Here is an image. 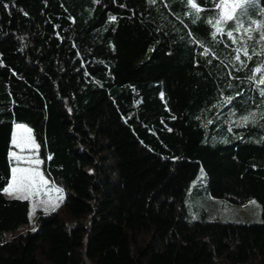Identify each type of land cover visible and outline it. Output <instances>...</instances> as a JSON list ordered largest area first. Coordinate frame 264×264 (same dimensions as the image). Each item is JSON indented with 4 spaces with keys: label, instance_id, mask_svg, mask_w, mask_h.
Segmentation results:
<instances>
[{
    "label": "trees",
    "instance_id": "obj_1",
    "mask_svg": "<svg viewBox=\"0 0 264 264\" xmlns=\"http://www.w3.org/2000/svg\"><path fill=\"white\" fill-rule=\"evenodd\" d=\"M222 2L238 0H194L199 13L181 0H0V264H264V97L250 80L264 76V11L220 25L205 56ZM108 101L127 139L98 128ZM15 123L63 190L32 226L29 199L4 194ZM200 170L209 195L255 199L261 220L188 221Z\"/></svg>",
    "mask_w": 264,
    "mask_h": 264
},
{
    "label": "rangeland",
    "instance_id": "obj_2",
    "mask_svg": "<svg viewBox=\"0 0 264 264\" xmlns=\"http://www.w3.org/2000/svg\"><path fill=\"white\" fill-rule=\"evenodd\" d=\"M96 121L98 128L101 131L108 132L112 138H128V132H130V130L126 129L123 118L119 115L115 105L111 101L104 103L97 114ZM17 125H20L21 127L18 128ZM24 129H27L28 131L25 132ZM21 137H26L32 141V143L24 146L23 151H21V145L19 143L13 144L14 139L19 142ZM11 143L13 145L10 151L12 161L11 169L13 167L37 168V170L40 171L44 178L49 182V185L54 189H60L61 192L59 194H62L63 196V190L44 173L41 163L39 165H33L28 162L30 159H39L41 161V158L38 155L37 144L33 138L30 127L24 123H15L12 130ZM133 146L136 147L137 144L131 142L127 144L125 149L129 152ZM12 153L15 155H12ZM18 157L20 159H18ZM11 178L12 171L8 183L11 181ZM8 183L4 189L8 187ZM205 189V173L203 170H200L188 185L184 198L186 206L185 218L188 221L196 218L201 211H204L208 218H218L232 221L261 220V206L259 201L251 199L244 203H234L224 197L211 196ZM4 194L7 197H14L8 195L6 192H4ZM56 195L58 194L53 193L50 198L49 196L41 193L39 196L28 198L30 201L29 215L31 219V226L33 225L34 217L39 210L47 211L49 209H53L61 202V200L56 199ZM21 198L23 197L21 196ZM49 200L51 202L47 203ZM24 229L25 228L23 227L21 230Z\"/></svg>",
    "mask_w": 264,
    "mask_h": 264
},
{
    "label": "snow or ice",
    "instance_id": "obj_3",
    "mask_svg": "<svg viewBox=\"0 0 264 264\" xmlns=\"http://www.w3.org/2000/svg\"><path fill=\"white\" fill-rule=\"evenodd\" d=\"M181 2L189 5L191 9H195L196 13H199L204 10L197 7V4L194 3V0H181ZM215 7L217 9H222L221 18L216 21V24L214 26L215 31L211 33L212 44H209L207 47H204L203 43L200 45L204 49L202 54L205 56L209 54V48H212L214 45L224 42L221 39H217V34L219 33L223 35L225 34V27L229 29L232 27L231 25H229L228 23L229 21L238 19L240 22L236 24L235 27L236 30L239 31L241 28L244 27L246 18L249 14V9H253V10L259 9L260 11H264V5H262L261 0H238L237 3H233L231 5L222 2V3H216ZM237 11L239 12V16L235 14ZM188 15L192 20V23H198L201 20V17L194 13L189 12ZM109 20L115 21L116 16H110ZM208 23L211 24L212 21L209 20ZM222 24L225 27H221L220 25ZM226 35L230 38L233 37V31L228 30L226 32ZM262 36H264V33H262ZM237 53L238 54L236 55L235 60L240 61L239 49H237ZM244 55L247 57L248 60L252 59V57L248 55L247 50H245ZM209 63H211V61H209ZM241 66L246 67L247 65L241 61ZM236 70L239 71L240 69H236ZM260 72L261 69L257 67L254 70L252 76L250 77V80L256 82V86L260 92V96L264 97V88H259V85H264V76H261L258 81L256 80V73H260ZM229 87H231V85H229ZM161 95L163 96V93H161ZM243 95H244L243 90L236 93V96H243ZM235 98L236 97L234 96H224L223 105L227 107L233 102ZM256 107L259 108L260 106L257 105ZM256 116H257V112L253 110L249 114L242 115L240 119L236 121V124L239 127H244L249 122L255 123ZM211 122L212 121H209V123ZM17 127L19 128L21 126L17 125ZM24 131L27 132L28 130L24 129ZM18 143L21 145V151H23L24 146L32 143V141L26 137H21L19 142L15 139L13 140V144H18ZM12 155L15 154L12 153ZM18 159L20 158L18 157ZM28 162L33 165H39L41 163L39 159H30ZM11 171H12L11 181L8 183V187L4 189V192H6L8 195L14 196L15 198H21L22 196L24 199H28L29 197L39 196L41 195V193L51 198L53 193H56L58 194L56 195L57 200L63 199L62 194H59L61 190L52 188L49 185V182L44 178L41 172L37 170V168L13 167ZM50 202H51L50 200L47 201V203ZM33 231H35V229H33Z\"/></svg>",
    "mask_w": 264,
    "mask_h": 264
},
{
    "label": "water",
    "instance_id": "obj_4",
    "mask_svg": "<svg viewBox=\"0 0 264 264\" xmlns=\"http://www.w3.org/2000/svg\"><path fill=\"white\" fill-rule=\"evenodd\" d=\"M84 263H85V264H88L89 262H88V260H87V259H85V260H84Z\"/></svg>",
    "mask_w": 264,
    "mask_h": 264
}]
</instances>
